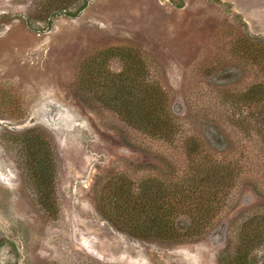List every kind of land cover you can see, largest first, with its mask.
<instances>
[{
    "label": "rangeland",
    "instance_id": "374dc122",
    "mask_svg": "<svg viewBox=\"0 0 264 264\" xmlns=\"http://www.w3.org/2000/svg\"><path fill=\"white\" fill-rule=\"evenodd\" d=\"M263 46L264 0H0V264L231 261L264 216ZM114 50L167 94L172 137L99 100L92 71L111 79L126 68ZM28 133L53 150L51 201L32 177ZM220 166L229 187L200 235L137 237L102 210L120 184L182 186ZM176 222L190 225L185 214ZM255 252L264 261V245Z\"/></svg>",
    "mask_w": 264,
    "mask_h": 264
},
{
    "label": "trees",
    "instance_id": "16d2710c",
    "mask_svg": "<svg viewBox=\"0 0 264 264\" xmlns=\"http://www.w3.org/2000/svg\"><path fill=\"white\" fill-rule=\"evenodd\" d=\"M67 9L68 6L63 8L67 14L76 15ZM111 56L121 57L126 68L113 73L111 79L101 75L100 67L92 71L98 81L99 100L115 109L126 122L151 136L172 137L178 124L171 114L167 94L154 85H150L149 90L145 73L141 74L143 67L139 62L128 63L126 53L114 50ZM253 100H256L253 96H247V101ZM25 140L32 177L37 181L43 201H51L53 190L50 184L55 169L53 150L49 142L38 134L28 133ZM197 154L199 150L195 146L188 149L191 158ZM231 176L226 166H220L212 172L202 169L194 180L189 179L182 186L150 185L144 181L135 190L128 184H120L111 197L113 212L105 207L107 203L102 202L101 207L108 220L134 236L177 242L187 235H200L208 228L210 220L206 213H216L221 208L219 204L223 201ZM184 214L189 217L190 225L183 231L176 220ZM263 245L264 216L254 217L248 222L246 231L240 234L235 255L227 264H264L254 255Z\"/></svg>",
    "mask_w": 264,
    "mask_h": 264
}]
</instances>
